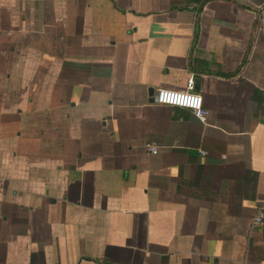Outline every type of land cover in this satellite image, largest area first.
Returning <instances> with one entry per match:
<instances>
[{"label":"crops","instance_id":"1","mask_svg":"<svg viewBox=\"0 0 264 264\" xmlns=\"http://www.w3.org/2000/svg\"><path fill=\"white\" fill-rule=\"evenodd\" d=\"M263 119L264 0H0V264H264Z\"/></svg>","mask_w":264,"mask_h":264},{"label":"built area","instance_id":"2","mask_svg":"<svg viewBox=\"0 0 264 264\" xmlns=\"http://www.w3.org/2000/svg\"><path fill=\"white\" fill-rule=\"evenodd\" d=\"M194 82L189 79L185 91H173L158 88L153 95V102L156 104L175 106L189 109L201 121L204 120L205 110L202 106V99L198 93L193 92ZM264 125V119L262 121ZM145 148L152 154L157 153V147L153 144H146ZM203 154V152H201ZM264 222V204L257 206L255 216L251 222V231Z\"/></svg>","mask_w":264,"mask_h":264}]
</instances>
